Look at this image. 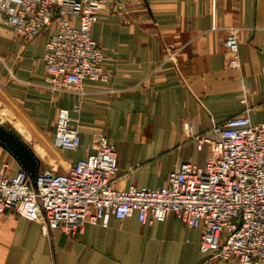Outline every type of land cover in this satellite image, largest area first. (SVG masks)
Wrapping results in <instances>:
<instances>
[{
  "label": "crops",
  "instance_id": "1",
  "mask_svg": "<svg viewBox=\"0 0 264 264\" xmlns=\"http://www.w3.org/2000/svg\"><path fill=\"white\" fill-rule=\"evenodd\" d=\"M76 24V17H71ZM239 38V68H229L223 42ZM49 29L29 41L0 24V119L34 151L43 166L66 171L107 136L118 158L117 188L159 187L183 161L203 166L207 148L187 138L212 123L248 114L264 122V0H133L121 14L103 11L91 28L109 81H82L80 90L45 81L42 55ZM79 103V111L73 110ZM59 108L80 130L77 150L54 144ZM7 173L20 167L0 145ZM39 168V169H40ZM199 228L172 213L141 223L137 213L85 222L76 238L11 210L0 215V264H238L208 259Z\"/></svg>",
  "mask_w": 264,
  "mask_h": 264
},
{
  "label": "built area",
  "instance_id": "2",
  "mask_svg": "<svg viewBox=\"0 0 264 264\" xmlns=\"http://www.w3.org/2000/svg\"><path fill=\"white\" fill-rule=\"evenodd\" d=\"M133 0H0V24L29 41L49 29L42 60L45 81L80 90L84 79L107 82L104 53L91 36L100 14H121ZM76 17V24L71 17ZM227 66L239 68V38L228 32L223 42ZM76 103L73 110L79 111ZM187 138L207 148L203 166L179 163L159 187L117 188L116 151L103 134L95 151L76 159L68 170L43 166L33 186L23 169L9 175L0 164V215L11 210L40 225L44 235L60 230L76 238L85 222L107 226L109 218L137 213L141 223L165 221L173 214L188 228L201 230L199 250L206 258L238 264H264V122L248 114L214 122L203 133L184 124ZM54 144L77 150L81 135L70 110L59 108Z\"/></svg>",
  "mask_w": 264,
  "mask_h": 264
},
{
  "label": "water",
  "instance_id": "3",
  "mask_svg": "<svg viewBox=\"0 0 264 264\" xmlns=\"http://www.w3.org/2000/svg\"><path fill=\"white\" fill-rule=\"evenodd\" d=\"M0 145L7 150L29 175L33 186L40 168V160L31 147L0 119Z\"/></svg>",
  "mask_w": 264,
  "mask_h": 264
}]
</instances>
